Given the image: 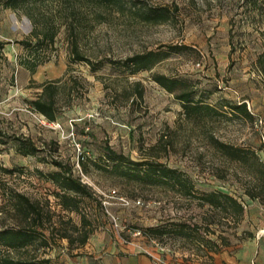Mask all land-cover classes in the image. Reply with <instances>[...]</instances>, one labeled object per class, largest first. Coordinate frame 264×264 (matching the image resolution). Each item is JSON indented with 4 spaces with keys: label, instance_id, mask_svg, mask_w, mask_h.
Listing matches in <instances>:
<instances>
[{
    "label": "rangeland",
    "instance_id": "rangeland-1",
    "mask_svg": "<svg viewBox=\"0 0 264 264\" xmlns=\"http://www.w3.org/2000/svg\"><path fill=\"white\" fill-rule=\"evenodd\" d=\"M122 1L119 9L90 0H29L5 8L0 0V42H5L0 51V229L24 224L12 210L16 194L38 201L43 215H51L41 228L47 247L37 242L8 250L0 245V255L68 264L91 257L93 251L130 246L174 264H229L228 256L233 257L250 231L242 230L230 211L201 206L198 194L218 190L238 198L256 191L257 167L264 164V0ZM147 6L167 7L169 19L144 20ZM53 30V43L34 49L20 43H35ZM73 45L95 69L70 60ZM168 45L185 49L170 53L150 71L131 75L106 61ZM43 59L33 73L21 63ZM152 73L186 81L196 90L194 98L214 106L218 114L185 117L180 101L153 81ZM43 84L55 88L58 115L53 122L30 107ZM241 102L252 119L231 113L227 104ZM211 137L249 152V161L224 155ZM19 140L32 141L38 151L21 154ZM106 145L134 161L155 160L177 168L191 177L193 193L97 170L87 160L102 163ZM253 156L259 163H252ZM52 160L69 164L92 191L78 210H62L53 196L54 185L46 178L57 169ZM111 189L141 204L123 207L104 195ZM170 219L197 222L200 233L188 240L146 229L164 227ZM85 233L89 236L81 244ZM204 240L220 244L212 260L200 245L207 246Z\"/></svg>",
    "mask_w": 264,
    "mask_h": 264
},
{
    "label": "trees",
    "instance_id": "trees-1",
    "mask_svg": "<svg viewBox=\"0 0 264 264\" xmlns=\"http://www.w3.org/2000/svg\"><path fill=\"white\" fill-rule=\"evenodd\" d=\"M28 1L29 0H3L2 5L5 8H18ZM90 2L104 8L121 9L125 5L122 0H90ZM141 15L144 20L156 23L167 21L170 17V12L167 7L147 6V9L143 10ZM55 35L56 30L46 31L35 43L26 41H21L20 43L25 44V47L30 49L39 48V46L45 42L53 43ZM4 45L5 42H0V51L3 49ZM183 49H185L184 46L168 45L164 50H147L128 56L122 61L111 59L106 61L128 69L129 73L133 75L141 71H150L155 64L167 58L170 53ZM70 53L71 61H84L90 65L92 70L95 69L94 63L88 57L84 56L77 49L76 45L71 46ZM44 61V59L26 60L21 63L30 73H33L36 67ZM99 63H102V61ZM151 78L165 91L172 93L174 97L180 101L185 117L198 120L201 119L202 116L218 114V110L214 106L203 102L202 99L194 98L196 90H193V88H191L192 86L186 81L159 73H152ZM54 92L55 88L52 84H43L42 91L36 98L29 101L31 109L42 115L48 122L55 121L58 115ZM137 92L139 96H141V90L137 88ZM227 105L229 106L231 113H240L249 119H252L253 116L247 110L245 102L238 104L228 103ZM211 141L229 158L238 161H249L246 158L249 152H243L240 148L220 142L214 137H211ZM16 149L23 155L35 154L38 151L32 141L23 140L17 142ZM102 150V163H99L96 160H87L88 163H91L99 171L115 175L116 177H122L130 181L134 180L147 183L149 185H168L182 194L193 193L194 184L191 177L177 168L169 167L166 164L155 160L134 161L128 156L112 149L109 145L104 146ZM52 163H54L57 169L48 172L46 178L54 185L52 194L57 200L59 207L65 211L78 210L81 199L92 197V191L86 184L82 183L78 177L73 175L72 167L69 164H64L57 160H52ZM79 163L81 164L82 169L87 171V163L83 159H81ZM252 163H259L256 156H253ZM257 169L260 175L257 177L258 183L254 185L253 188L256 189V191L247 190L246 194L249 197L258 196L263 199L264 164L259 163ZM15 197L16 199L12 202V210L16 215H19L20 220L24 222V224L17 227L0 229V245L8 250L25 249L37 242L39 245L47 247L49 245L48 236L44 234L41 228L44 225V221L50 222L51 215L47 213L43 215L42 205L38 201H31L22 194H16ZM198 198L200 199L199 203L201 206L207 205L212 210L218 208L221 209L222 212L230 211L237 222L240 220L243 212V205L237 197L216 190L198 194ZM82 222H88L84 216H82ZM200 228L201 226L197 222H185L182 220L170 219L164 222V227L156 226L148 227L146 229L154 235L164 233V235L183 236L188 240H192L196 237L194 235L200 233ZM248 235V237H251L252 233L249 232ZM88 236V233H85L80 238V243L83 244ZM69 241L72 243L73 239H70ZM204 241L207 246L203 244L200 245L204 247L205 256L212 260L213 254L218 253L220 244L211 240ZM224 245L227 244L224 243ZM48 261V259L37 258L36 256L29 258H13L9 255H0V264H45L48 263Z\"/></svg>",
    "mask_w": 264,
    "mask_h": 264
},
{
    "label": "crops",
    "instance_id": "crops-1",
    "mask_svg": "<svg viewBox=\"0 0 264 264\" xmlns=\"http://www.w3.org/2000/svg\"><path fill=\"white\" fill-rule=\"evenodd\" d=\"M238 199L243 205V212L238 221L240 228L250 231L252 236L243 241L233 257L228 256L229 260L231 259L229 264H264V198L249 197L241 193ZM215 261L217 260L214 259ZM72 262L68 264H155L148 252L130 246L107 253L93 251L91 257L83 255Z\"/></svg>",
    "mask_w": 264,
    "mask_h": 264
},
{
    "label": "built area",
    "instance_id": "built-area-1",
    "mask_svg": "<svg viewBox=\"0 0 264 264\" xmlns=\"http://www.w3.org/2000/svg\"><path fill=\"white\" fill-rule=\"evenodd\" d=\"M106 197H109L111 199H114L117 201L118 204H120L121 206L123 207H129V206H137V205H140L141 202L139 199H128L126 198L125 196H122V195H119L115 189H111L108 191V194H104ZM103 205H104V209L106 211V213L108 215L111 216L112 220H113V225L114 226H117V222H116V218L111 215V213L109 212L106 204H109L106 200H104L103 202ZM164 251H167L164 249ZM155 264H174V263H171L169 260L165 259V258H162L161 256H159L158 254H154V255H151Z\"/></svg>",
    "mask_w": 264,
    "mask_h": 264
}]
</instances>
